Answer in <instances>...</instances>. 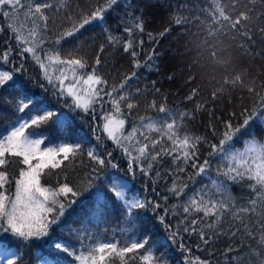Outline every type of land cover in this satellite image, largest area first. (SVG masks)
Instances as JSON below:
<instances>
[{
  "label": "snow or ice",
  "instance_id": "6c2138e0",
  "mask_svg": "<svg viewBox=\"0 0 264 264\" xmlns=\"http://www.w3.org/2000/svg\"><path fill=\"white\" fill-rule=\"evenodd\" d=\"M119 2L120 0H104L86 15L78 7L73 8L71 0H61L55 10L63 9L68 13L67 19L71 28L62 31L55 38L48 35L50 16L46 10L53 9V4L47 0H0V16L9 21L7 29L11 38L16 41L19 54H30L34 63L44 70V79L51 86L58 101L62 100L71 112L84 113L93 118L99 109L103 120L99 127L106 133V139L111 140L127 159L128 171L133 176L139 172L148 177L153 185L152 192L157 198L149 199L143 192L134 191L133 186L123 180L104 181L106 170L116 169L119 165L111 151H100L104 145L101 135L95 136L97 143L93 144L86 134H81L79 130L73 131L74 120L67 114H61L44 100L31 95L24 81L16 79L18 74L24 72L22 63L9 70H0V90H11L9 95L15 98V112L25 113L31 106L27 116H17L8 123L6 131L0 133V236L8 235L13 238L11 246L7 241L0 240V264H17V261L24 264L18 251L19 246H27L30 241L50 237L52 228L60 225L65 213L77 204L80 197L89 192L92 193V201L85 210L79 228L70 227L65 232L61 225L57 229V235L47 242L53 253H65L71 260L59 256L49 260L48 257L42 256L38 264H172L163 254H155L153 245L149 244V237L140 232L142 227H146L140 210L155 214L160 224L170 229L171 241L178 243L180 250L185 253H190L191 250L183 243L184 237L181 233L196 235L206 246L225 234L222 221L231 220L234 223L230 225L227 234L236 237L240 233L242 237L255 241V247L247 245L251 257L255 259L245 258V253L241 252V248L245 247L242 240L239 247L229 246L226 249L224 264H264V139L245 138L242 140L241 149H237L232 143L238 134L254 121H264V96H261L254 86L245 83L241 74L235 75L231 80L226 78L224 84H231L233 87L239 84L259 99L252 107L242 109L238 117L236 113L231 114L239 123L234 124L232 118L223 121L218 136L215 129H212V139L187 132L186 121L195 118L193 113L186 110L177 112L169 109L166 103L157 108L155 100L151 101L148 107L163 114L162 116L141 117L139 123L131 122L127 133L117 135L126 123L127 116L138 107L132 96L146 91L136 88L135 93L131 92L134 85L129 84V81L139 79L136 72L125 75L118 86L109 87L108 80L99 71V56L96 57L91 70L87 71V61L78 55V49L66 51L61 55V42L74 36L93 21L104 23L105 13ZM256 2L257 0H249L251 7L233 17L225 6L214 0L216 7L209 13L211 23L207 25L208 35L214 36L218 31L230 29L251 39L252 32L246 29L243 22L252 19ZM237 4L238 0H230L228 7L235 10ZM195 19L200 20V17ZM175 22L179 25L191 23L192 20L185 17L177 18ZM134 27L140 32L144 30L139 20ZM2 31L3 27L0 26V32ZM124 31L131 35L133 29L125 27ZM259 31L264 34V27L259 28ZM105 32L110 44L119 43L118 38L108 33L107 29ZM148 36L149 39H154L151 33ZM143 44V39L137 43L129 38L123 45V50L130 52L133 57V66L137 69L141 67V62L136 59L139 55L136 47ZM99 51L102 53L104 47L101 46ZM11 53L10 47L0 53V62L9 64ZM211 55L215 57L216 51H212ZM147 59L151 60L152 56L149 55ZM54 63L63 66L55 77L49 71ZM66 73L71 74L68 84H65V81L70 77ZM155 91L160 90L157 88ZM219 91H223V88ZM195 95L196 90H193L187 99L194 100ZM215 96L216 93H213V98ZM122 102L129 110L127 115L121 111ZM105 103L111 105L107 112L103 107ZM201 107L202 105H196V108ZM49 122L56 126L58 132L59 142L54 146L50 139L48 144H45L47 134L36 131L46 127ZM261 127L264 128V124ZM28 129H33V132L25 135ZM140 129L155 131L159 136L150 139ZM138 132L141 138H137ZM165 140L169 142L167 147L162 143ZM42 145L44 147H41ZM157 145H160L159 149ZM203 146H206L208 151L201 159ZM84 156L90 163L80 183L70 185L66 174L61 180V173L54 171L67 170L78 160L82 165ZM163 157H169L172 165L166 170L167 176L171 177V183H166V192L178 201L173 209H181L179 213L175 210L172 212V215L181 217L174 227L171 223H166L169 215L167 208L163 214L157 211L162 208L160 200L167 202L169 199V195H161L155 187L163 179L160 171L154 170ZM214 159L219 164L215 176L212 175ZM12 163L24 167L10 180L8 166ZM189 169L192 171L189 172ZM50 176L56 177L55 185L42 184V178L47 179ZM197 176L203 177L207 183L194 188L185 196L186 189ZM242 180L250 182L247 186L253 195L243 204H239L228 194L227 181L240 183ZM10 183L14 184V191L9 194L6 186ZM181 196H185L182 202ZM113 217L124 225L120 239L116 238L114 229L111 230V236L107 235L108 229L103 232L94 230L98 229L99 225L108 223ZM210 217L211 220L208 219ZM69 236H74L75 244L66 238ZM141 249L144 251L141 252ZM232 252L237 255L229 257L228 254ZM187 264H212V261L195 257L187 261Z\"/></svg>",
  "mask_w": 264,
  "mask_h": 264
},
{
  "label": "trees",
  "instance_id": "16d2710c",
  "mask_svg": "<svg viewBox=\"0 0 264 264\" xmlns=\"http://www.w3.org/2000/svg\"><path fill=\"white\" fill-rule=\"evenodd\" d=\"M41 2V0H37ZM53 4V9L46 10L50 16L48 21V35L55 38L62 31L71 28V23L67 19L68 13L61 9L56 11L61 0H47ZM104 0H71L73 8H79L84 14H90L95 7H98ZM226 10L235 17L240 12L247 11L251 7L249 0H238L235 10L229 9L228 2L218 0ZM216 4L214 0H120V2L105 13V22L101 23L93 21L91 24L85 25L72 37H67L61 42L63 56L64 52L78 49V55L83 57L88 64L87 71L91 70L97 56L101 60L99 66L100 73L108 80V85H119L125 75H130L133 71L136 72L139 79L130 80L129 84H133L131 89L135 93L136 88L146 89L138 95H133L132 99L138 104V107L131 111V115L127 116L121 133H127L130 130L131 122L139 123L141 117L162 116L149 108L151 101L155 100L157 108L166 103L169 109H174L177 112L188 111L194 114V119L186 121L187 132L196 135L204 136L208 139L213 138L212 129H215L218 136L223 127V121L228 120L232 113H236L237 117L244 108H250L255 101L259 99L254 93H249L246 87H241L237 84L233 87L231 84H224L227 78L231 80L235 75L241 74L245 83L256 88L261 96H264V34L260 33L259 28L264 27V2L257 0L255 11L252 19L248 22H243L246 29L252 32V38L248 39L241 32L224 29L216 32L214 36H209L207 25L211 23L210 12L214 11ZM23 13V10H21ZM127 13V15H125ZM199 16L200 20L195 17ZM185 17L192 20L191 23L177 24V18L184 19ZM21 19L23 16L21 15ZM139 20L143 24V32L138 31L134 25ZM9 21L7 18L0 16V26L3 31L0 32V53L7 48H12L10 63L3 64L0 62V70H9L11 67L23 64V74H18L16 79H21L26 85L27 91L34 95L37 99L44 100L51 108L58 109L61 114H67L70 119L74 120L75 128L73 131H81V134H86L93 144H96L95 136L101 135L104 141L101 152L111 151L115 162L119 165L116 169H107L104 174V181H119L123 180L133 186V190L143 192L149 199L157 198L152 192V183L145 175L137 172L133 176L128 171L127 159L121 151L116 148L113 142L106 139V133L100 129L103 120L100 116L99 109L95 114V118L84 113L71 112L62 100L58 101L54 97L51 86L44 79V70L39 65L35 64L31 59V55L25 53L23 56L19 54V48L16 46V41L11 38V33L7 29ZM125 27L132 28L131 35L124 31ZM108 33L118 38L119 43L113 45L107 40ZM151 33L154 39H149L148 34ZM162 34V35H161ZM131 38L137 42L143 39L144 44L136 47L139 55L136 57L141 62L140 68H134L133 57L130 52L123 50V45ZM207 41V43H205ZM104 47V51H99L100 47ZM47 47V45H46ZM212 51H216V56L211 55ZM151 55L152 59L148 60ZM223 61V62H221ZM62 65L54 63L49 71L55 77ZM70 79L65 81V84L70 83ZM171 77V79L169 78ZM30 78V80H29ZM153 82H155L153 84ZM48 91H45V89ZM159 89L156 92L155 89ZM223 88V91L219 89ZM196 90L194 100H189L187 97ZM8 92L0 90V133L6 131L8 123L17 116H27L31 111L26 110L25 113H16L14 109L15 98L9 95ZM213 93H216L213 98ZM166 98V101H165ZM10 101V102H6ZM202 105L201 108H196V105ZM104 111L107 112L111 105L105 103ZM121 111L127 115L128 109L124 103H121ZM234 124L239 123L237 118H232ZM264 121L253 122L244 129L232 141L237 149L242 148V140L249 137H260L264 139V128L261 125ZM40 133L47 134L48 139H45V144H48L49 139L58 143V132L56 126L51 122L46 127L36 130ZM146 135L151 138H157L159 133L147 132ZM33 132V129H28L25 135ZM119 133L118 135H120ZM137 138L140 133H137ZM165 147L168 146L166 140L162 141ZM41 147H44L42 145ZM157 149L160 145L156 146ZM227 147V145H225ZM207 147H201V159L207 155ZM17 160L19 158H12ZM81 165L78 160L76 164L70 165L67 170L56 169L55 172L61 173L60 179H64L67 175V182L78 184L84 178L88 171L89 161L86 156L82 158ZM68 163L67 161L65 162ZM219 166L217 161L213 160L212 175L215 176L216 168ZM24 167L23 165L12 163L8 166L9 179L18 175V170ZM172 167L170 158L163 157L159 165L155 166L154 170H159L163 179L156 185V189L161 195H169L167 202L160 200L162 208L157 210L163 214L165 208L168 209L169 215L166 218V223H171L173 227L181 219L179 215H172L173 210L177 213L181 211L180 207L173 209L174 205L178 204L176 198L166 192V183H171V177L167 176L166 170ZM74 169V170H73ZM47 171V170H46ZM189 172L192 169L188 170ZM42 184L52 186L56 183V177L50 176L47 179L42 178ZM207 183L201 176H197L186 189L185 196L193 191L194 188L200 187ZM229 185V195H231L239 204H243L253 194L248 188L250 183L247 180H242L240 183L227 181ZM9 194L14 191V184L10 183L6 186ZM95 191V189H93ZM185 196L180 197V201H184ZM92 201V193H86L80 197L77 204L73 205L61 218L60 225L54 226L51 230L50 237L41 240L30 241L27 246L21 244L18 251L24 264H38L41 257H48L53 260L56 256L62 257L65 260H71L65 253H53L47 246V242L52 236L57 235V229L62 225L63 230L67 232L69 228H79L80 221L84 217L87 206ZM140 214L144 219L146 227H142L140 232L149 237V244L153 245L155 254H163L169 258L172 264H187V261L193 260L195 257L208 259L212 264H224V252L229 246L239 247L243 240L245 247L241 248V252L245 253V258L255 259L251 257L247 249V245L256 246L255 241L244 238L240 233L236 237H230L227 233L233 221H222V230L224 235L215 238L208 245H203L202 241L196 235H183V243L191 251L185 253L180 250L178 243H173L169 237L170 229H166L160 224L156 215L150 211L140 210ZM200 215V214H197ZM211 220L212 218H208ZM253 219H256L253 217ZM238 227V222L236 223ZM124 225L113 217L108 223L98 226V229L103 232L108 229V236L113 235L112 229L115 230L117 239H120L121 229ZM206 231H209L206 229ZM72 240L75 244L74 236L66 237ZM0 240H5L11 246L13 238L8 235L0 236ZM141 252L144 250L141 249ZM229 257L237 255L236 252L228 254ZM20 264V261H17Z\"/></svg>",
  "mask_w": 264,
  "mask_h": 264
},
{
  "label": "rangeland",
  "instance_id": "374dc122",
  "mask_svg": "<svg viewBox=\"0 0 264 264\" xmlns=\"http://www.w3.org/2000/svg\"><path fill=\"white\" fill-rule=\"evenodd\" d=\"M121 130H122V129H121ZM121 130H120V132L117 133V135H118L119 133H121Z\"/></svg>",
  "mask_w": 264,
  "mask_h": 264
}]
</instances>
